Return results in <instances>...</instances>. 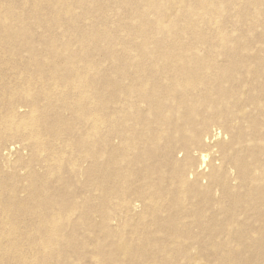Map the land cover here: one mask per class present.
<instances>
[{
	"label": "bare ground",
	"instance_id": "obj_1",
	"mask_svg": "<svg viewBox=\"0 0 264 264\" xmlns=\"http://www.w3.org/2000/svg\"><path fill=\"white\" fill-rule=\"evenodd\" d=\"M222 3L0 0V55L30 54L28 65L0 68V157L9 161L14 145H3L17 140L49 169L32 170L26 189L0 168V264H37L19 241L36 227L79 249L64 231L90 226L94 177L137 218L131 232L145 245L104 226L94 264H158L150 245L168 255L161 262L197 264L172 258L181 244L222 254L219 264H264V34L233 39ZM244 20L264 27V0H249ZM101 60L111 69L92 74ZM53 240L30 255L54 250ZM243 246L255 257L238 261Z\"/></svg>",
	"mask_w": 264,
	"mask_h": 264
},
{
	"label": "rangeland",
	"instance_id": "obj_2",
	"mask_svg": "<svg viewBox=\"0 0 264 264\" xmlns=\"http://www.w3.org/2000/svg\"><path fill=\"white\" fill-rule=\"evenodd\" d=\"M101 1V0H100ZM106 0H102L104 2ZM222 1V0H221ZM249 0H223V11L224 13L223 17V24L222 28L226 30V32L230 33L231 37L241 42H246L247 39L255 38V36H261L264 34V27H262L260 30L253 32V27L249 26V24L244 20V11L248 6ZM228 11V13H227ZM160 30L168 32L169 31V23H167L164 20L160 21ZM263 47L262 43L259 41V39H256L255 49L257 50L259 48ZM85 53V52H84ZM89 52L85 53V55H88ZM8 56L2 57L0 55V68L2 69H9L13 66H19V65H28V61L30 59V54L28 52L22 53V59L21 61H4ZM102 65L99 67V69L93 71L92 74H95L96 72H99V76L103 75L104 71L110 70L111 66L101 60ZM95 97V95H94ZM91 110L92 113L96 112L99 108V106L95 103L91 104ZM14 145L15 151L12 152V157L9 161H4L0 157V168L4 172V176L7 178L10 176H16L20 177L22 180V184L26 187V189H30L31 182L27 177H29V174H31V171L34 170L37 174V177L43 178L45 173H47L48 165L46 163H36L37 161H34L31 157V152L23 149V144L21 142H18L17 140H9L3 145V149H9L10 146ZM26 153V154H24ZM45 155V153H44ZM3 162L5 163L3 165ZM94 163V159L92 160ZM11 164V165H10ZM6 167V168H5ZM38 168V170H37ZM12 171V172H11ZM23 172V173H22ZM53 179V178H52ZM55 180V179H54ZM40 181V180H39ZM36 182V181H35ZM50 184L51 179L48 181ZM90 185H92V189L90 191L92 200V208L90 211V220L91 224L90 226L86 227H73V229H69L68 231H64V234L66 236H73L77 235L78 242L77 245H79V249H75L76 246H72L75 244H66L64 240L49 238L47 236V233L44 232L43 227H36L35 229H32L33 232L28 236L21 237L19 241L22 240V243L24 246L26 245V257H29L32 259V263L37 264H94L92 257L89 255L93 250H95L96 245L94 244V240L97 241L100 233V231L104 230V226H111L116 228L118 236H123V240L127 242L133 241V247L139 248L144 247L145 245L137 241V238L135 235L132 234L131 231H133L134 227H136L135 223H137V218L135 216H132L130 213H128L125 209V207L120 203L119 200L109 199L107 195H102V190L97 189V182L96 177L92 179V182H90ZM79 194L75 198V203H78V205L82 206L83 204V197L82 194L85 193V189L80 185L79 186ZM30 191V190H29ZM22 198H29L28 193L21 192L19 194ZM84 196V195H83ZM117 207V208H116ZM145 213V211H144ZM140 214V213H139ZM138 215V214H137ZM79 216V213H78ZM77 216V217H78ZM98 216V217H97ZM99 220H98V219ZM105 218L107 219V224L104 222ZM149 219V218H148ZM155 230L157 228H152V230ZM95 231H98L97 233ZM44 240H53L55 244V249L50 251L51 248L48 250V253L45 254H36L35 259L30 255L28 250H32L30 245L41 243V241ZM116 244L119 243L120 239L115 238L113 239ZM72 242H75L74 240ZM93 242V244H92ZM96 243V242H95ZM71 245V246H70ZM181 247H175L177 249L174 253H172V258H180V259H187L188 255L191 258L196 259L197 264H219L221 255H208L207 253H202L204 249V245H195L191 244L187 246H184V244H181ZM258 247H262L263 244L259 243ZM236 247V246H233ZM139 248V249H142ZM146 249L151 250L152 252H157L159 263L158 264H167L165 262H161L162 260H165L168 258L167 254L159 253L161 251V246L156 245H150L146 246ZM241 248V247H240ZM81 251V252H75V250ZM187 249L188 254H186L185 250ZM242 249H247V247H242ZM257 249H247L245 251L244 255H240L241 257L238 258L239 260L244 259H252V257H255L253 253L256 252ZM84 252L85 254H83ZM201 252V253H200ZM13 256V251L10 252ZM53 254V255H51ZM45 255V256H44ZM49 255V256H48ZM39 256V257H38ZM130 256L127 258L128 260H136L139 257ZM155 256V255H154ZM171 258V259H172ZM47 259L46 263L44 261ZM35 260V261H34ZM258 262L264 261L263 258L257 259ZM167 262H170L168 260ZM187 264L186 262H184ZM190 262L188 261V264Z\"/></svg>",
	"mask_w": 264,
	"mask_h": 264
}]
</instances>
